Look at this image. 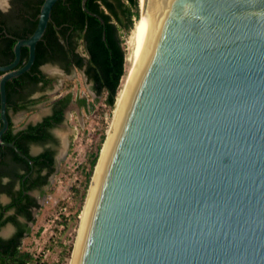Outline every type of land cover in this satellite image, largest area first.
I'll return each instance as SVG.
<instances>
[{
  "label": "water",
  "instance_id": "1",
  "mask_svg": "<svg viewBox=\"0 0 264 264\" xmlns=\"http://www.w3.org/2000/svg\"><path fill=\"white\" fill-rule=\"evenodd\" d=\"M58 1L0 66L1 146ZM73 264H264V0H143Z\"/></svg>",
  "mask_w": 264,
  "mask_h": 264
},
{
  "label": "flooded vegetation",
  "instance_id": "2",
  "mask_svg": "<svg viewBox=\"0 0 264 264\" xmlns=\"http://www.w3.org/2000/svg\"><path fill=\"white\" fill-rule=\"evenodd\" d=\"M23 10L17 0H2L0 3V27L7 37L14 38L6 31L18 28L12 25L26 17L22 16L25 14ZM74 53L81 55V49L76 48ZM73 63L70 59L40 65L37 74L42 80L37 85H28L21 92L25 97V108L14 111L6 107L8 126L1 140L13 147L0 145V255L14 250L31 253L26 247L27 241L38 228L43 210L49 203L55 205L52 197L54 185L72 149L77 128H70L69 124L79 115L76 109L81 110L82 118L86 119L94 111L95 103L103 98L91 91L92 83L87 80L83 69L78 70ZM73 71L81 72L90 84L89 95L66 89V83L54 78V73L58 72L67 79ZM67 96L71 100L64 106L62 101ZM79 100H84L85 105ZM18 115L19 120L15 123L13 117Z\"/></svg>",
  "mask_w": 264,
  "mask_h": 264
},
{
  "label": "trees",
  "instance_id": "3",
  "mask_svg": "<svg viewBox=\"0 0 264 264\" xmlns=\"http://www.w3.org/2000/svg\"><path fill=\"white\" fill-rule=\"evenodd\" d=\"M82 1L59 0L52 7L50 22L36 45L33 66L28 72L6 83L8 108L14 111L25 108V97L21 92L28 85H37L42 80L37 74L40 65L71 59L75 68L83 69L87 80L92 83L91 91L103 96L107 110L105 115L111 117L118 91L129 69L123 38L132 33L139 19V0H86L85 8L91 14L83 10ZM17 2L24 9L22 16L26 17L20 23H13L12 27L18 28L7 29L6 33L14 38L7 37L0 27V65H7L13 60V47L17 39L27 38L33 33L43 0ZM76 48L81 49V55L74 53ZM27 57V49L23 48L19 66ZM70 100L71 97L67 96L62 101L63 105L66 106ZM79 103L85 105L84 100H79ZM104 139V135H101L97 152L88 156L81 187L75 191L80 196V202L90 184ZM78 211L74 212L73 219L77 218ZM38 260L31 253L17 250L4 251L0 255V264H46Z\"/></svg>",
  "mask_w": 264,
  "mask_h": 264
},
{
  "label": "rangeland",
  "instance_id": "4",
  "mask_svg": "<svg viewBox=\"0 0 264 264\" xmlns=\"http://www.w3.org/2000/svg\"><path fill=\"white\" fill-rule=\"evenodd\" d=\"M130 35L131 33L123 38L126 56L131 55L133 48L129 43ZM126 63L128 64V62ZM54 78L63 84L66 83V89L71 88L79 95H89L90 93V84L86 82L81 72L73 71L67 79L61 73L55 72ZM76 111L79 114L77 119L74 118L72 124H69L70 128H77L72 140V149L62 165L61 174L56 179L53 189L52 197L56 201L55 205L49 203L48 207L43 210L37 225L38 228L34 230L33 237L27 241L26 245L40 263L70 264L78 236L80 214L90 184L81 202L80 196L75 191L81 187L82 175L88 166V156L97 152L101 135H104L105 142L113 120V111L111 117L105 115L107 110L103 98L95 103L94 111L86 119L82 118L81 110L76 109ZM70 132L72 133V130ZM77 210H79L78 216L73 219L74 212Z\"/></svg>",
  "mask_w": 264,
  "mask_h": 264
},
{
  "label": "bare ground",
  "instance_id": "5",
  "mask_svg": "<svg viewBox=\"0 0 264 264\" xmlns=\"http://www.w3.org/2000/svg\"><path fill=\"white\" fill-rule=\"evenodd\" d=\"M0 3H2V0H0ZM139 5L141 7L140 16H139V19L135 22L133 30H132V33H131V35L129 37V43H131V45L133 46L132 51H131V55H128L126 57V61L129 64V69H130L131 64L133 62V59H134V54H135V49H136V42H137V39H138V36H139L141 24H142L143 0H139ZM129 69H128V72H129ZM128 72H127V74H128ZM126 79H127V75H126L125 79L123 80V82L121 84V87H120V89L118 91L115 108L113 110V120H112L111 128H110L109 132L106 135V140H105L104 145H103V147H102V149L100 151L98 162L95 165V172H94V175L92 176L91 183H90V186H89V189H88V192H87V196H86V199H85V203H84L82 212L80 214V218H79L80 219V226H79V230H78V236H77V239H76L75 247H74V250H73V255H72V258L70 260V264H73V261H74L75 252L77 250V246H78L79 238H80V235H81V231H82V227H83V223H84V219H85L88 203H89L91 192H92V189H93V185H94L95 178H96V175L98 173V170H99V167H100L104 152L106 150L107 144H108L109 139H110L111 134H112V130H113V127H114L115 119H116V116H117V112H118V109H119V106H120L122 94H123V91H124Z\"/></svg>",
  "mask_w": 264,
  "mask_h": 264
},
{
  "label": "crops",
  "instance_id": "6",
  "mask_svg": "<svg viewBox=\"0 0 264 264\" xmlns=\"http://www.w3.org/2000/svg\"><path fill=\"white\" fill-rule=\"evenodd\" d=\"M18 116H19V115H18ZM18 116H17V117H18ZM13 118H14V117H13ZM18 118H19V117H18ZM18 118H14V119H15V123L18 122V120H19Z\"/></svg>",
  "mask_w": 264,
  "mask_h": 264
}]
</instances>
